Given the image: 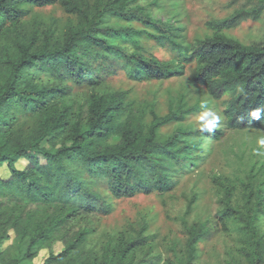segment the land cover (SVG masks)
Here are the masks:
<instances>
[{
  "label": "trees",
  "instance_id": "obj_1",
  "mask_svg": "<svg viewBox=\"0 0 264 264\" xmlns=\"http://www.w3.org/2000/svg\"><path fill=\"white\" fill-rule=\"evenodd\" d=\"M164 1L0 0V168L8 171L0 178V246L10 241L0 264H33L42 250L43 264H195L213 223L230 242L218 264H264L263 167L232 179L213 174L216 213L190 221L199 200L190 177L207 160L201 143L226 131L264 133V112L250 117L264 108V35L251 44L231 36L261 18L264 0L207 21L208 32L192 39L179 7L197 0ZM163 7L173 8L153 16ZM47 8L61 11L62 25L41 21L36 13ZM120 74L135 85L186 77L200 98L180 95L166 115H137L125 103L129 92L99 91ZM75 89L87 90L82 104ZM203 111L221 116L211 133L199 130ZM87 179L103 181L106 198ZM141 195L164 206L182 200L179 213L163 209L176 233L153 231L144 216L112 231H73L75 220L109 217L117 201Z\"/></svg>",
  "mask_w": 264,
  "mask_h": 264
},
{
  "label": "rangeland",
  "instance_id": "obj_2",
  "mask_svg": "<svg viewBox=\"0 0 264 264\" xmlns=\"http://www.w3.org/2000/svg\"><path fill=\"white\" fill-rule=\"evenodd\" d=\"M143 4L150 3L152 0H141ZM163 6L164 0H159ZM258 0H197L184 6L180 4V12L184 15V23L186 26V35L192 39L208 32L206 22L211 19H223L233 9L244 7L246 11L254 9ZM168 7H163L160 11H154L153 16L162 18L165 12L171 11ZM190 10H189V9ZM41 21L51 24L52 20L62 25L63 15L60 10L47 8L36 13ZM264 35V11L261 18L253 22L244 20L232 32L231 36L239 41L247 44L259 41ZM102 61L99 65H102ZM107 64L114 66L116 62L107 60ZM106 65V64H103ZM118 74V73H117ZM102 94L111 92H129L125 99V103L131 105L134 113L137 115H147L150 111L155 110L160 115H166L172 103H175L180 95H193V98H200L199 90L193 89L188 83L187 78L183 77L172 82L166 83H142L136 84L127 81L124 77L118 75L110 79L107 83L99 87ZM87 90L75 89L72 92V98L78 104L84 102ZM163 133L168 130L164 129ZM264 135L259 131H226V134L219 142L210 143L204 141L201 143L203 147L202 156L207 158L205 166L199 168L196 173L192 174L190 179L196 180L198 187L199 200L193 207V213L190 221L195 219L203 220L209 216V221L216 213V196L214 184L209 182L210 177L214 174L218 177L232 179L234 175L240 173L250 166L263 167L264 173V154L256 155V151L264 153V148H260L257 143L258 138ZM23 164L18 165L21 168ZM8 171L5 167L0 168V178L7 177ZM186 181L185 186L192 187L193 181ZM86 186L93 192L98 193L103 198L107 196L106 186L103 181L87 179ZM179 200L178 202H175ZM166 201L164 206L156 195L138 196L130 200L117 201L115 210L109 217H101L94 219V216H85L75 220L79 224L73 223V231L80 225L88 224L98 232L112 231L119 228L126 221H134L138 216H144L152 225L153 231L159 230L162 235L176 233L177 227L173 223H169L164 218L163 209H171L175 213L183 208V202L179 199ZM213 230L205 239V242L199 246V255L195 264H218L225 258V252L230 247L227 236L212 224ZM264 232V222L262 225ZM97 234V233H96ZM10 241H4L0 246L3 251ZM62 250V242L53 245L51 252L58 254ZM47 250L39 252L34 259L33 264H43L47 258Z\"/></svg>",
  "mask_w": 264,
  "mask_h": 264
},
{
  "label": "clouds",
  "instance_id": "obj_3",
  "mask_svg": "<svg viewBox=\"0 0 264 264\" xmlns=\"http://www.w3.org/2000/svg\"><path fill=\"white\" fill-rule=\"evenodd\" d=\"M242 91V89H241ZM264 112V108H256L255 110L251 111L250 117L252 119L259 120L261 117V113ZM198 123H199V130L204 133L208 132L211 133L217 125L220 123L221 116L218 114L213 113L212 111H203L198 116ZM258 145L260 148H264V135H261L257 140ZM254 154L261 155L259 151H256Z\"/></svg>",
  "mask_w": 264,
  "mask_h": 264
}]
</instances>
